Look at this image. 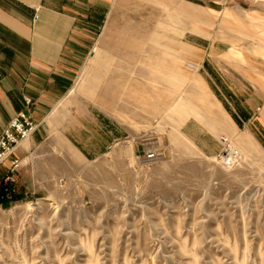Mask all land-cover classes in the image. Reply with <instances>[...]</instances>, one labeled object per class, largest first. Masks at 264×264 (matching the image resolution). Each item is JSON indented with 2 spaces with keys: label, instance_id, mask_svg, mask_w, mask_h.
<instances>
[{
  "label": "rangeland",
  "instance_id": "374dc122",
  "mask_svg": "<svg viewBox=\"0 0 264 264\" xmlns=\"http://www.w3.org/2000/svg\"><path fill=\"white\" fill-rule=\"evenodd\" d=\"M173 3L192 7L195 18L175 17L183 82L165 95L169 105L184 98L198 106L195 86L206 84L210 102L217 99L235 126L217 134L220 151L203 154L182 132L184 122L169 139L167 111L117 114V104L135 102L123 90L153 62L152 34L163 32L165 10L156 0H115L71 91L104 118L105 147L89 157L54 134L23 161L16 144L0 167V264H264V0ZM233 46L242 53L235 61L227 57ZM255 91L261 99L243 107ZM246 110L251 118H242ZM200 111L187 120L213 131L212 115ZM26 115L32 134L37 124ZM11 160L19 161L12 170Z\"/></svg>",
  "mask_w": 264,
  "mask_h": 264
},
{
  "label": "crops",
  "instance_id": "0c3cea01",
  "mask_svg": "<svg viewBox=\"0 0 264 264\" xmlns=\"http://www.w3.org/2000/svg\"><path fill=\"white\" fill-rule=\"evenodd\" d=\"M114 1L0 0V135L20 111L30 115L37 124L28 140L17 143L15 157L23 160L27 152L54 134L65 135L89 157L101 154L106 144L105 120L99 118L98 113L91 112L90 99L81 95L72 97L71 91L88 54L96 45L97 31L101 23L108 19ZM156 1L162 4L165 18L158 22V28L161 27L163 32L152 34L153 62L146 71H140L143 80L127 85L123 90L134 97L135 102L123 100L119 103L118 91L115 88L112 90L111 94H117L115 100L118 101L115 103H119L120 110H117L120 112L117 114H123L125 119L131 114L132 119H137L143 112L167 111L174 120L169 139L183 132L203 154H218L220 144L217 134L235 126L232 116L217 99L214 105L210 102L206 84L198 78L194 94L198 106L193 100L184 98H177L169 105L165 95L167 86L175 91L183 82L176 66L179 52L171 33L175 17L193 19L194 10L183 3H173V0ZM231 16L227 11L224 20L228 22ZM229 50V59L235 61L242 57L241 51L234 46ZM234 65L243 68L238 61ZM145 78L153 82V99L145 95L148 84L144 82ZM254 93L255 97L241 102L243 107H250L256 104L253 100L261 99L260 93ZM210 95L214 97L212 93ZM26 98L31 101L29 105ZM135 103L141 108L136 109ZM144 106L149 108L143 109ZM198 107L212 115L213 131L200 128V123L194 122L196 120L193 123L187 120L191 116L201 117ZM246 113L242 112V118H251L250 113ZM182 122L181 132L179 127ZM2 172L3 169H0V174ZM25 174L22 168L20 182L27 188Z\"/></svg>",
  "mask_w": 264,
  "mask_h": 264
},
{
  "label": "built area",
  "instance_id": "2783aa9c",
  "mask_svg": "<svg viewBox=\"0 0 264 264\" xmlns=\"http://www.w3.org/2000/svg\"><path fill=\"white\" fill-rule=\"evenodd\" d=\"M27 103H29V101H27ZM33 128V123L24 112L21 111L16 114V117L11 120L0 136V167L5 164L8 156L15 149L17 142L27 138L31 134ZM222 141L225 145L228 144V139L226 137H223ZM18 162V160H11L9 168L11 170L17 168Z\"/></svg>",
  "mask_w": 264,
  "mask_h": 264
},
{
  "label": "bare ground",
  "instance_id": "6f19581e",
  "mask_svg": "<svg viewBox=\"0 0 264 264\" xmlns=\"http://www.w3.org/2000/svg\"><path fill=\"white\" fill-rule=\"evenodd\" d=\"M226 150H227V153H226V155L224 156V158H226V159H230V155L232 154L231 152H230V147H229V144H227L226 145ZM223 158V159H224Z\"/></svg>",
  "mask_w": 264,
  "mask_h": 264
}]
</instances>
